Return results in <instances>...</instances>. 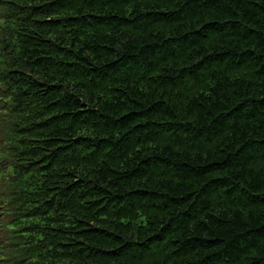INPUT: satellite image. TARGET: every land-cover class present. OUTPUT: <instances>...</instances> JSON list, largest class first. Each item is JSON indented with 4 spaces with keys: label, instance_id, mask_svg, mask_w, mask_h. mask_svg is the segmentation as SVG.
Returning <instances> with one entry per match:
<instances>
[{
    "label": "trees",
    "instance_id": "obj_1",
    "mask_svg": "<svg viewBox=\"0 0 264 264\" xmlns=\"http://www.w3.org/2000/svg\"><path fill=\"white\" fill-rule=\"evenodd\" d=\"M0 264H264V0H0Z\"/></svg>",
    "mask_w": 264,
    "mask_h": 264
}]
</instances>
